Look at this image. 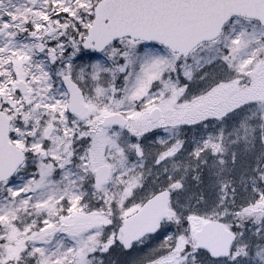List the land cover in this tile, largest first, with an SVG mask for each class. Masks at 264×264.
<instances>
[{
  "label": "snow or ice",
  "instance_id": "obj_1",
  "mask_svg": "<svg viewBox=\"0 0 264 264\" xmlns=\"http://www.w3.org/2000/svg\"><path fill=\"white\" fill-rule=\"evenodd\" d=\"M0 264H264V0H0Z\"/></svg>",
  "mask_w": 264,
  "mask_h": 264
}]
</instances>
